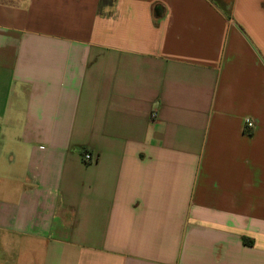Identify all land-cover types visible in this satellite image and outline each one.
Returning <instances> with one entry per match:
<instances>
[{
    "label": "crops",
    "instance_id": "1",
    "mask_svg": "<svg viewBox=\"0 0 264 264\" xmlns=\"http://www.w3.org/2000/svg\"><path fill=\"white\" fill-rule=\"evenodd\" d=\"M0 264H264V0H0Z\"/></svg>",
    "mask_w": 264,
    "mask_h": 264
},
{
    "label": "built area",
    "instance_id": "2",
    "mask_svg": "<svg viewBox=\"0 0 264 264\" xmlns=\"http://www.w3.org/2000/svg\"><path fill=\"white\" fill-rule=\"evenodd\" d=\"M153 116L155 117L156 114L154 113ZM245 125H246V129H252L253 124L251 121H247ZM82 159H83L85 164H90L93 162V158H92V155L90 153H85L83 155Z\"/></svg>",
    "mask_w": 264,
    "mask_h": 264
},
{
    "label": "trees",
    "instance_id": "3",
    "mask_svg": "<svg viewBox=\"0 0 264 264\" xmlns=\"http://www.w3.org/2000/svg\"><path fill=\"white\" fill-rule=\"evenodd\" d=\"M243 242L245 245H249V246L252 244V242L250 240H247V239H244Z\"/></svg>",
    "mask_w": 264,
    "mask_h": 264
}]
</instances>
